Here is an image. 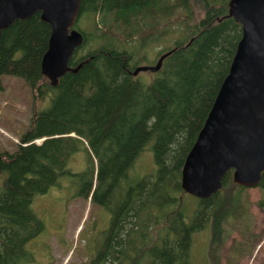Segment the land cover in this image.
Segmentation results:
<instances>
[{
  "label": "trees",
  "instance_id": "trees-1",
  "mask_svg": "<svg viewBox=\"0 0 264 264\" xmlns=\"http://www.w3.org/2000/svg\"><path fill=\"white\" fill-rule=\"evenodd\" d=\"M161 1L168 0H82L75 27L85 34L84 42L88 40V34L99 38L107 34L119 39L130 38L131 29L143 23L145 11L148 8L157 9ZM176 1L186 3L188 15H194L196 8L204 6L203 0ZM222 20L225 21L228 32L226 42L231 43L237 39L236 48L241 38V24L229 14L221 19L217 17L216 20L205 22L192 42L200 36L204 40L215 35ZM51 29V24L37 11L29 18L16 19L2 30L0 37V89L4 87V74L16 75L47 99L45 107L39 111L34 110L32 123L22 134L23 139L27 136H42L46 129H54L66 116L75 117L80 114L85 104L96 107L104 103L113 74L117 75L121 69L129 73L117 99L102 111L105 124L101 133L89 144L91 154L87 169L71 172L67 166L57 172L60 176L73 173L81 180L86 174H90L93 159L100 161L99 185L93 190V201H100V205L110 210L109 227L104 229L103 238L94 244V252L89 253L88 259L76 264H100L110 241L119 233L120 224L126 222L128 227L125 238L112 264H196L194 239L195 234L201 230L211 231L208 254L216 264L232 228L239 230L247 241L251 225V200L247 192L248 186L234 181L233 168L225 174L222 187L205 199L188 193L181 183V168L185 157L229 71L235 50L223 73L207 84L198 108L188 121L184 152L176 157L161 181L141 201L142 204L135 207L146 176L141 173V166L135 162L142 161L145 151L154 154L167 135L170 121L168 107L175 80L183 69L181 52L186 46L171 49L163 58L161 67L157 71H151L155 73L152 78H143L141 74L133 75L137 64L131 65L132 55L110 49L97 63L91 55L81 58L73 69L53 85L42 72V58L48 48ZM73 57L74 54L71 61ZM140 59H144L143 53ZM127 126L133 130L129 135L121 132V127ZM164 146L163 153L166 152ZM15 156L16 154L10 156L11 162L5 161L7 157H0V162L9 168H3L4 174L10 170L2 182L3 191L14 193L18 200H25L28 192L39 190L44 187L43 184H52L44 176L38 175L34 168H31L33 176L27 177L22 175L23 169L19 173L15 171V165L24 155L19 154L16 160ZM258 186L262 191L258 204L264 206V171ZM10 207L11 205L2 210L0 224L14 225L16 216H20V209ZM36 226H30L31 229L23 226L27 230L22 246L15 248L7 244V254L4 258L0 254V264H9L10 261L20 264L23 260H32L26 243L44 230L43 220L40 219ZM87 242H90L89 238ZM246 244L234 242L233 246L242 250Z\"/></svg>",
  "mask_w": 264,
  "mask_h": 264
},
{
  "label": "rangeland",
  "instance_id": "rangeland-1",
  "mask_svg": "<svg viewBox=\"0 0 264 264\" xmlns=\"http://www.w3.org/2000/svg\"><path fill=\"white\" fill-rule=\"evenodd\" d=\"M202 4L204 6H197L194 15H188L185 2L161 1L157 9L148 8L145 11L143 23L131 29L130 38L119 39L112 34L99 38L88 34V40L75 50L71 61V65L76 66L81 58L91 55L97 63L106 51L114 49L125 55L131 54V65L155 64L162 53L186 46L181 52L183 69L175 80L168 107L170 121L167 135L154 154L145 151L142 161L135 162L141 166V173L146 175L135 207L142 204L141 201L161 181L176 157L184 152L189 119L198 108L207 84L223 73L237 48V39L226 42L228 32L224 20L218 25L215 35L204 40L200 36L192 42L205 22L229 14V0H203ZM141 53L144 55L142 60ZM152 72L147 70L139 74L143 78H152L155 75ZM128 76L125 69L115 76L113 74L104 103L96 107L85 104L80 114L66 116L54 129H46L42 136H27L23 139L22 134L32 123L34 110L45 107L47 99L37 89H32L22 77L3 75L4 87L0 89V157H7L5 161L11 162V155L16 154V160L22 153L24 158L15 165V171L19 173L23 169L21 173L27 177L33 176L31 168H34L38 175L52 182L49 186L43 184L44 187L39 190L28 192L25 200H18L14 193L0 189V214L10 205L20 209L15 226L0 224V254L3 258L7 254V244L15 248L22 246L27 230L23 226L29 229L30 226L37 227L40 219L44 222V230L26 243L31 261H34L29 264H76L88 259L89 253L94 252V244L103 238L102 233L109 227L110 220V210L100 205V201H93V190L99 185L100 161L94 158L90 174L81 180L73 173L60 176L57 172L67 166L71 172L87 169L91 154L89 144L97 138L105 124L102 111L117 99ZM132 131L129 126L121 127L125 135ZM163 146L166 148L165 153L162 152ZM110 157L111 154L108 155ZM6 175H9V171L3 174V178ZM247 192L251 200L249 239L246 241L239 230L232 228L217 264H264V206L258 204L262 191L259 186H253L248 187ZM6 219L10 220L3 218ZM119 227V233L110 241L100 264H112L117 258V250L125 238L128 222L121 223ZM210 237V230L195 234L193 251L196 264H216L208 254ZM234 242L248 244L240 250L233 246Z\"/></svg>",
  "mask_w": 264,
  "mask_h": 264
},
{
  "label": "water",
  "instance_id": "water-1",
  "mask_svg": "<svg viewBox=\"0 0 264 264\" xmlns=\"http://www.w3.org/2000/svg\"><path fill=\"white\" fill-rule=\"evenodd\" d=\"M82 0H0L2 30L16 19L40 11L51 24L42 72L53 85L67 71L85 34L75 24ZM229 15L242 27L229 71L224 77L206 120L188 151L181 168L182 187L199 198H208L223 185L228 170L234 169L236 183L258 186L264 171V0H229ZM156 64H140V71H157Z\"/></svg>",
  "mask_w": 264,
  "mask_h": 264
},
{
  "label": "flooded vegetation",
  "instance_id": "flooded-vegetation-1",
  "mask_svg": "<svg viewBox=\"0 0 264 264\" xmlns=\"http://www.w3.org/2000/svg\"><path fill=\"white\" fill-rule=\"evenodd\" d=\"M163 54V53H162ZM161 54V55H162ZM160 55V56H161ZM73 56V55H72ZM160 56H159V58L157 59V62H158V60L160 59ZM72 59V58H71ZM156 62V63H157ZM155 63V64H156ZM70 65H71V62H70ZM138 65H140V64H137L136 65V67L138 66ZM72 66V65H71ZM73 67V66H72ZM136 67L134 68V70L136 69ZM134 70H133V72H134ZM144 71V70H143ZM145 71H147V70H145ZM152 71V70H151ZM133 72H132V74H133ZM140 72H142V71H140ZM139 72V73H140ZM138 73V74H139ZM138 74H136V75H138ZM133 75H135V74H133ZM3 168H8V166L7 165H4L3 163H1L0 162V189H1V183L4 181V178H3V174H4V169ZM9 169V168H8ZM10 171V170H9ZM2 179V180H1ZM28 248V244L26 245V249ZM28 250V249H27ZM18 257H22V256H18ZM34 261H29V260H23L21 263H23V264H29V263H33ZM20 263V264H21ZM10 264H16L14 261H10Z\"/></svg>",
  "mask_w": 264,
  "mask_h": 264
}]
</instances>
